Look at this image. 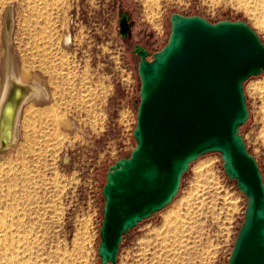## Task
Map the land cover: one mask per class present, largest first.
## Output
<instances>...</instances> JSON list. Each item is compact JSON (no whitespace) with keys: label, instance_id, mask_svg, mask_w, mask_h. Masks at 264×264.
Returning a JSON list of instances; mask_svg holds the SVG:
<instances>
[{"label":"rangeland","instance_id":"rangeland-1","mask_svg":"<svg viewBox=\"0 0 264 264\" xmlns=\"http://www.w3.org/2000/svg\"><path fill=\"white\" fill-rule=\"evenodd\" d=\"M28 2L5 0L4 8L0 9V52L4 46L3 17L6 8L11 6L14 21L9 50L20 70V78L23 81L36 78L49 91L50 100L25 105L17 123L16 142L5 151L0 150V168L3 167L0 174L14 180L13 194L18 203L13 211L18 210L9 218L22 221L33 216L30 213L36 209L50 225L40 233L49 236L54 246L68 248L72 253L71 264H82V261L83 264H101L97 245L105 172L134 147L132 131L139 91L137 58L130 53L134 43L147 44L151 52L159 50L166 43L172 13L200 15L212 22L242 20L263 44L264 31L251 21L239 0ZM249 2L251 4L247 5L254 9L255 2ZM31 4L34 7L38 4L37 10H48L41 9L36 16H30L26 7ZM120 10L128 11L133 23L127 42L118 35ZM24 19L25 22L18 25V21ZM65 32L71 35L67 46L61 42ZM38 44L34 49L33 45ZM45 47L46 50H41ZM22 54L31 55L28 68L23 65ZM263 84L264 73L243 84L249 118L241 134L264 180ZM43 112L44 115L37 116ZM69 119L74 120L79 129L70 130ZM207 170L212 173L209 179L205 176ZM244 208L245 198L224 174L220 155L206 154L189 166L173 201L123 237L117 264H162L156 256L162 258L171 249L173 253H183L185 249L194 252L191 258H180L178 264H226ZM22 211L27 216L22 214L24 218H19ZM166 216L171 220L176 217L177 222H173L174 219L172 222L181 228L176 236H180L176 239L177 247L171 248L166 240V234L171 233L163 223ZM182 220L183 223H178ZM75 247H78L77 255L73 254ZM166 248V251L161 250ZM155 249L164 253L161 255Z\"/></svg>","mask_w":264,"mask_h":264},{"label":"water","instance_id":"water-1","mask_svg":"<svg viewBox=\"0 0 264 264\" xmlns=\"http://www.w3.org/2000/svg\"><path fill=\"white\" fill-rule=\"evenodd\" d=\"M129 19L119 11L122 39ZM133 52L139 80L134 147L105 172L100 263L117 264L123 237L173 201L194 161L216 153L245 198L226 264H264V180L241 134L249 118L243 84L264 73V44L242 20L172 13L166 43L153 52L136 45ZM8 147L3 142L0 150Z\"/></svg>","mask_w":264,"mask_h":264},{"label":"bare ground","instance_id":"bare-ground-1","mask_svg":"<svg viewBox=\"0 0 264 264\" xmlns=\"http://www.w3.org/2000/svg\"><path fill=\"white\" fill-rule=\"evenodd\" d=\"M33 1L35 2L38 0H31V1L29 0V2H33ZM39 1H40V3L41 2L43 3L46 1L49 4V0H39ZM252 1H254L256 4V7L254 9H251L247 5L248 3H250L249 0H239V2L242 3L244 8L247 9L246 11L248 12L249 16L251 17V19H252L251 21L261 31H264V6H263L264 0H252ZM29 2H28V4H29ZM153 2H155V1H153ZM35 3H38V2H35ZM4 4H5V0H0V9L4 8ZM37 5H35V7H37ZM45 6H43V7H45ZM56 6H59V5L56 4ZM35 7L32 4L27 5L26 10L27 9L29 10V12L31 13V14L29 13L30 16L33 15V17H34V14L36 16L37 11L41 12V9H44V8H39L37 10V8H35ZM44 10L46 11V10H48V8L44 9ZM45 11H43V12H45ZM0 12H2V11H0ZM25 12H27V11H25ZM29 14H27V15H29ZM154 15L156 16V14H154ZM26 16H25V18L27 19ZM155 16H154V18H152V16H151V18L155 19L156 18ZM12 18L13 17H12L11 6H8L5 10L4 17H3V24H2L3 30L2 31H3V44H4V46H2L3 52L2 53L0 52V146L4 142L6 144L8 143L10 145V147L16 142V140L18 138V130H17L18 124L17 123H18L20 111L22 110V108L25 105H27L29 102L39 103L43 100H50L49 91H47L46 88L44 86H42L37 81L36 78L31 77L26 81H23L20 78V76H21L20 70L16 66L14 57L9 50L10 42H11V34L13 31V21H14V20H12ZM36 18H38V17H36ZM26 19L19 20L18 25L25 22ZM155 20H158V19H155ZM68 22H69V20H68ZM158 22L159 21H157V23ZM49 40H53V39H49ZM70 41H71L70 33L65 32L61 37V42L63 43V45L67 46L68 44H70ZM45 43H43V44L45 45ZM31 46H32V44H31ZM37 46H39V44L33 45V48L36 49ZM40 46H42V45H40ZM47 47H45L44 49L42 48L41 50H46ZM28 50L31 51L30 48ZM38 50H40V49H38ZM51 50H53V49H51ZM26 53L31 54V53H35V52H27L26 51ZM30 54H22L21 55L22 60H23V65L25 68H28L30 66V60H31ZM43 54H45V53H43ZM45 55H47V54H45ZM49 55L52 56L53 54H49ZM51 56H50V58H51ZM260 86H262V85H260ZM260 86H259V91L262 88ZM261 93H262V91H261ZM261 104H263V103H261ZM47 112H50V111H47ZM44 114H45L44 112L42 114L39 113L37 116H39V115L41 116ZM68 127L70 130L79 129L76 122L74 120H71V119L68 120ZM10 147H8V148H10ZM1 168H3V167H1ZM205 174H206L205 176L208 179L212 177V175H211L212 173L208 170ZM199 176H201V175H199ZM202 176H204V175H202ZM12 178H14V177H12ZM203 181L208 182L205 180H203ZM12 182H14V180L12 181L11 178L8 179V177H6L5 174H2V173L0 174V264H71L72 259H70L71 257H69V256H72L71 255L72 253H69L68 248L64 247V249H61L57 244L54 246L53 242L48 238L49 236H46L43 233H40L41 229L49 227L50 225H49V222L47 221V219L43 218L36 209L33 211V213H30L33 216H30V217L28 216L29 218L26 217L27 219H24L22 221H16L17 219L15 218L16 220H14V217L9 218L12 216L11 214L13 212H15V210H18V208H16L13 211V208L18 203L16 202L17 199L15 200V198H17L16 194H13V193H15V186L12 185ZM23 186H25V185H23ZM32 187H31V189H32ZM27 191H29V190H27ZM34 191H33V193H35ZM29 192H31V191H29ZM29 192H27V193H29ZM29 195L32 196L31 194H29ZM18 199H20V198H18ZM26 201H27V198H26ZM23 202H25V201H23ZM18 206L21 207V205H17V207ZM20 207H19V210H20L19 212H21ZM24 208H26V207H24ZM22 210H24V209L22 208ZM16 214H17V212H16ZM22 214H24V212L19 215V218L21 216L23 217ZM24 216H27V215L24 214ZM166 217L168 218L169 216H166ZM181 217L183 218V216H181ZM19 218H18V220H19ZM167 218H165L166 220H164L163 223H164L165 227L167 226L166 230L167 229L171 230V233L169 232V235L166 234V236H167L166 240H168V243H169L168 245L171 248H173L175 246L177 247L178 244L176 241L178 240L177 238H179L180 236L177 238H176V236L179 235V234L177 235V232L181 228L178 227L179 225L177 226V225H175V223H173L176 221L175 220L176 217H174V218L171 217L174 219L173 222H172L173 219L171 220V219H169V218L167 219ZM179 222L183 223V220L178 221V223ZM180 227H182V226L180 225ZM165 245H166V241H165ZM180 245L183 246V244H181V243H180ZM169 246L167 248H169ZM167 248L161 249V250L166 251ZM161 250H160V252H161ZM169 250L170 249H168V251ZM175 250H176V248L173 251H175ZM191 250L192 249H190V250L185 249L183 251V253H182V251H176V253L175 252L173 253L172 249H171L170 253L164 254V256L161 258L159 254L162 255L164 252L159 253L155 249V251L159 253V254L157 253L159 255L158 256L159 258L157 256H156V258L158 259V261H161L162 264H178V262L180 261V258L182 259L183 256L185 258L186 257L191 258V256L194 254L193 250L192 251ZM194 250H195V248H194ZM171 253H172V255H171ZM73 254H76V255L79 254L78 247L74 248ZM156 258L153 257V259H156ZM190 262H191V260H190ZM82 264H83V261H82ZM154 264H156V263H154Z\"/></svg>","mask_w":264,"mask_h":264},{"label":"flooded vegetation","instance_id":"flooded-vegetation-1","mask_svg":"<svg viewBox=\"0 0 264 264\" xmlns=\"http://www.w3.org/2000/svg\"><path fill=\"white\" fill-rule=\"evenodd\" d=\"M120 11L124 12V11H126V10H120ZM129 15H130L129 22H130V24H131V27H130L129 31L127 32L126 37L123 38V39L121 38V39H122L123 41H125V42H127V41L129 40V37H130V34H131V30H132V26H133V23H132V20H131V14L129 13ZM136 45H139V46H141V47H144V48L147 49L149 52H151V50H150V48H149V46H148L147 44H142V43H139V42L134 43V45H133L132 50H131L130 53H131L132 56H134V57L137 58V62H138V57H137V55L133 52V49H134V47H135Z\"/></svg>","mask_w":264,"mask_h":264},{"label":"trees","instance_id":"trees-1","mask_svg":"<svg viewBox=\"0 0 264 264\" xmlns=\"http://www.w3.org/2000/svg\"><path fill=\"white\" fill-rule=\"evenodd\" d=\"M245 124H246V123H245ZM245 124H244V125H245ZM244 125H243L241 128H243V127H244ZM98 239H99V237H98Z\"/></svg>","mask_w":264,"mask_h":264}]
</instances>
